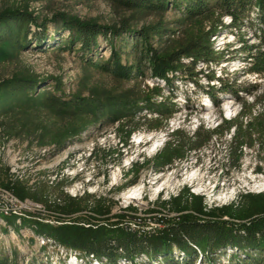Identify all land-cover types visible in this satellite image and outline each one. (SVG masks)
Here are the masks:
<instances>
[{"label":"rangeland","instance_id":"374dc122","mask_svg":"<svg viewBox=\"0 0 264 264\" xmlns=\"http://www.w3.org/2000/svg\"><path fill=\"white\" fill-rule=\"evenodd\" d=\"M10 11L32 13L45 28L31 25L29 43L24 49L0 45V102L3 108H8L0 111V187L22 188L24 198L10 190L20 200L38 204L42 210L24 217L0 214V256H7L10 264H107L86 258L60 241L39 234V226L110 225L128 231L127 227L134 225L155 234L165 228L167 221L187 213L199 219L234 223L264 215V193L243 195L236 202L219 203L211 209L189 187L180 189L179 196L169 201H164L161 195L157 199L150 195L151 198L143 201L123 199L124 193L153 173L166 176L168 172H177L195 149L201 151L206 163L214 157L207 150L213 144L217 148V141L226 144V149L215 151L228 178L241 181L247 161L250 167L257 163V171L262 172L264 76L248 71L243 52H239L240 40H246L248 45L258 42L252 29L237 36L228 28L227 19H223L222 25L216 14L194 22L185 21L174 10L143 18L101 0H0V15ZM61 17L109 27L127 22L137 31L161 24L173 32L164 36L162 42L152 37L151 45L159 52L169 54L190 42L209 41L219 61L206 66L202 59H194V55L182 56L171 88L153 83L149 73L130 81L117 80L86 64V59L96 53L104 60L110 57L111 49L103 38H100L102 46L89 55L81 50L80 43L66 49L61 46L68 40L67 32L58 31ZM252 18L255 22V14ZM116 46L117 50L129 53L132 43L118 40ZM194 61L196 68L190 71L188 68H193ZM16 78L45 80L41 89L58 87V94L65 97L95 98L107 104L123 100L127 106L133 102L135 111L113 124L93 115L72 116L43 101L26 103L18 95L5 91V82ZM221 85L231 87L233 92L227 100L240 102L236 107L241 108L239 115L231 122L205 124L196 130L195 118L201 114L206 98L213 100L214 96L219 105L226 98L218 92ZM172 88L178 97L182 96L181 100L171 101ZM186 115L188 122L177 124ZM221 115L219 110L217 116ZM172 119L176 122L174 132L168 125ZM218 124L220 127L213 130ZM178 127L181 129L176 130ZM161 131L168 132L169 141L155 155L150 152L153 142L136 143L137 135ZM198 133L205 139L201 145ZM221 169L216 173L220 174ZM80 187L84 191L74 197L73 188ZM198 208L203 215L197 213ZM141 218L143 223L139 221ZM148 218L153 226L147 225ZM234 252L230 248L218 251L206 262L198 259L195 264H233ZM172 257L169 262L162 257L153 262L140 257L137 264H184L188 260L178 252Z\"/></svg>","mask_w":264,"mask_h":264},{"label":"trees","instance_id":"16d2710c","mask_svg":"<svg viewBox=\"0 0 264 264\" xmlns=\"http://www.w3.org/2000/svg\"><path fill=\"white\" fill-rule=\"evenodd\" d=\"M101 1L118 9L141 15L143 18L162 16L172 10L182 14L184 20L188 22L216 14L218 22L222 24L223 19L228 17L231 19L228 28L235 35L246 32L248 28L254 31V37L258 42L248 45L246 40H240L239 52H243V61L249 66L248 71L264 76V0ZM253 14H255V22L252 18ZM59 24L61 27L58 31L68 33V40L61 44L64 49L80 43L81 50L89 55L102 46L100 38H103L111 49L110 57L104 60L99 53H96L92 58L86 59V64L121 81H130L149 73L152 78L166 80L171 84L168 74L180 68V58L184 55H194V59H202L206 64L214 62L218 64L219 61L209 41L204 44L190 42L185 48L169 54L159 52L151 45L152 37L156 36L158 41L162 42L164 36L173 32L165 29L161 24L139 31L127 22L109 27L61 17ZM31 25L45 28V24H39L38 19L27 11H10L1 14L0 45H13L18 49H24L29 43ZM118 40L126 41V44L132 43L129 53L121 49L117 50ZM130 56L131 61H129ZM196 64L195 61L192 62L193 68L188 69L192 71L196 68ZM44 81L39 78H16L5 82L4 89L13 96L18 95L26 103L43 101L49 107L72 116L93 115L98 120L112 124L126 116H131L135 111L133 102H128L127 106L123 100L111 101L108 105L95 98L65 97L58 94V87L41 89L40 86ZM40 89L41 91L37 92ZM218 92L228 95L233 91L231 87L221 85ZM213 100L215 105H219V101L214 96ZM3 107L0 102V111H7L8 108ZM197 138H201L199 133ZM204 140L201 138L199 145ZM13 191L18 197L24 198L22 188ZM198 210L200 212L197 213L203 215L202 209L198 208ZM167 223L159 232L145 237L110 225L88 228L42 225L37 231L39 234L60 241L65 247L78 251L86 258H94L102 263L105 261L107 264H119L120 261L137 264L140 257H146L148 262L162 257L169 262L173 259L174 252L183 253L187 257L188 260L184 264H195L198 259L200 262H206L218 251H225L228 248L236 250L231 255L233 264H264V215L247 222L234 223L220 219H199L194 214L187 213ZM0 264H10L9 258L0 256Z\"/></svg>","mask_w":264,"mask_h":264},{"label":"built area","instance_id":"2783aa9c","mask_svg":"<svg viewBox=\"0 0 264 264\" xmlns=\"http://www.w3.org/2000/svg\"><path fill=\"white\" fill-rule=\"evenodd\" d=\"M227 19V25L231 24L230 18ZM204 65H208L203 62ZM212 64V63H211ZM176 71L169 72L168 77L171 80V84H168L166 80L161 79H155L151 78L152 82L158 85H161L163 87L169 86L170 88L173 86V77L176 74ZM220 80L217 78V82ZM190 84V83H189ZM172 85V86H171ZM191 85V84H190ZM170 99L171 101H178L181 100L182 96H177L174 93V90L172 88L171 90ZM247 96L253 97L251 94L245 93ZM226 98L223 100L222 104L215 105L214 101L211 99V97L206 98V102L203 104V108H201V114L199 117L195 118V121L197 123L196 130H199L203 125H214L215 123H218L219 121L222 122L228 121L231 122L233 119H235L239 113L241 108L239 110L236 109L238 105H240V102L238 103L236 99L227 100L228 95H224ZM184 97V96H183ZM237 97V95H236ZM186 100V98H184ZM226 100V101H225ZM254 102L257 103L255 100ZM186 104V102H185ZM222 112L221 116H217V113L219 110ZM203 114V115H202ZM223 117V119L221 118ZM181 119V118H180ZM178 120L177 124L188 122V116H184L183 120ZM169 128H171L172 132H174V127L176 125V122L174 120H170L168 122ZM220 127V124L217 125V127L213 128V130L218 129ZM181 129V127H178L176 130ZM228 132V131H226ZM139 136V135H137ZM136 136V137H137ZM145 136V135H143ZM148 137L147 141H152L153 144L150 148V152L154 155L161 149H163L166 144L169 141V134L168 132L161 131L160 133H154L151 132L145 136ZM144 140H141L137 137L136 143L141 144ZM215 144H213L214 146ZM209 148V151L211 154L214 155L212 159H209L206 163L202 160V153L201 151H197L196 149L191 152V156L185 160L181 164V168L176 171L168 172L166 176L163 174L153 173L151 177H149L146 181H142L140 184L136 185L139 186V189L136 192H132L129 190L127 193L130 196H126L123 198L124 200H127L129 202L131 201H143L147 197H150V195H153V199H157L160 195L162 196V199L164 201H169L172 199V197H178L179 193L182 188L189 187L191 190L190 192L195 196H202L204 198V203L207 208L211 209L212 207H217L219 205H226L230 204L231 202L238 201L243 195L247 194H263L264 193V187L261 188H252L253 185L256 183V181L262 183L264 181V164H262V172L257 171V163L251 166L250 161H247L245 164V171L243 172V176L241 181L235 182L233 179L228 178V176L225 175L223 172V169L220 168V162L217 161V154L215 149H226V144H223V142L217 141V148L215 147ZM208 154V152H206ZM132 159L130 162H128V165L132 163ZM219 164V165H218ZM221 169V173L217 174L216 170ZM192 174H203V181L202 184L203 188L195 185H198L196 177L193 178L190 182L187 180L188 175ZM212 174L216 176L212 177ZM168 180H175L177 183L176 188L167 189L165 187V182ZM158 185V186H157ZM157 186V187H156ZM84 191L83 187H80L78 189L73 188V195L76 197L78 195L79 191ZM131 191V193H130ZM135 191V190H133ZM133 193V195H132ZM220 203V204H219ZM129 204V203H128ZM219 204V205H218ZM41 206L38 204H34L28 200L22 201L19 198L15 196L13 191L10 189L2 188L0 187V214L9 217V216H19L24 217L26 214L40 212ZM140 223H143V219H139ZM147 225L153 226V221L151 218L147 219ZM136 225V224H135ZM128 231L134 234H137L138 236H141L142 233L145 235H150L152 233L145 232L140 229V227L135 226L133 227H127ZM41 239H45L44 237H41ZM49 242L51 240L47 239ZM45 241V240H44ZM45 244V243H44ZM93 259V258H90Z\"/></svg>","mask_w":264,"mask_h":264},{"label":"bare ground","instance_id":"6f19581e","mask_svg":"<svg viewBox=\"0 0 264 264\" xmlns=\"http://www.w3.org/2000/svg\"><path fill=\"white\" fill-rule=\"evenodd\" d=\"M226 18H228V17H226ZM139 139H141V140H144L145 139V136H143L142 134H140L139 136H137ZM148 139V137H146V140ZM152 142V141H151ZM155 155V154H154ZM194 177H196V179L194 178ZM204 176H203V174L201 173V174H192V173H190L189 175H188V177H187V180L190 182L191 180H193V178H194V180H197V181H199L198 182V185H195V186H198L197 188H199V187H201V188H203V185H200V184H202V181H203V178ZM93 184V183H92ZM158 186V185H157ZM156 186V187H157ZM178 185H177V183H176V181L175 180H168V181H166L165 182V187L167 188V189H171V188H176ZM261 188V187H264V181L262 182V183H260V182H258V181H256V183L253 185V187L252 188ZM139 189V186H134V188H132V192H136L137 190ZM133 190H135V191H133ZM131 191H130V193H131ZM126 196H130V195H128V193H124ZM132 195H133V193H132ZM97 262V261H96Z\"/></svg>","mask_w":264,"mask_h":264}]
</instances>
